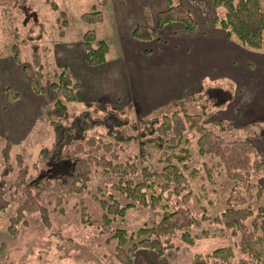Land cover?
I'll return each mask as SVG.
<instances>
[{
	"label": "trees",
	"instance_id": "trees-1",
	"mask_svg": "<svg viewBox=\"0 0 264 264\" xmlns=\"http://www.w3.org/2000/svg\"><path fill=\"white\" fill-rule=\"evenodd\" d=\"M168 1V6L156 14L155 28L136 25L132 31L134 37L153 38L157 29L171 22H180L188 30L196 27L197 21L188 8L180 2ZM14 3L21 10L22 0H14ZM106 3L107 0H94L90 10L80 13V20L90 25L102 21L101 6ZM212 4L217 10L213 22L225 31L229 39L243 47H262L264 2L212 0ZM53 6L56 8L55 3ZM27 20L26 16L20 23L27 30L21 43L30 47L32 63L23 64L22 69L32 90L39 93L45 89L39 83L43 74L39 41L44 31L36 34L30 27V19L29 25ZM67 23L64 12L60 10V35H63ZM81 38L87 63L90 66L103 64L109 50L108 42L98 38L94 28L83 31ZM11 47L15 60L20 62L18 45L13 43ZM53 74L54 79L49 83L56 94L51 105L53 119L49 122L53 135L51 142L41 146L29 164L21 153L11 154L8 142L1 148L0 211L9 204L5 196L8 187H14L22 196L10 218L12 233L18 224L26 225V215L34 211L39 212L43 223L48 225L49 210L41 202L45 193L55 194L54 204L57 206L66 195L83 192L92 171L101 167L103 172L118 176L111 182L108 193L104 190L95 197L102 208L100 233H109L106 239L115 240L113 257L117 264H133V257L140 249H152L161 255L168 249L180 248L181 244L193 245L199 235L207 236L214 232L209 233L210 229L203 227L199 234L192 233L191 228L201 227L204 221L217 224L220 232L228 230L232 236L240 235L239 243H234L244 256H238L239 264H263L262 255L255 252L252 245L264 239V185L252 180V175H264V159L246 139L226 138L202 123L210 110L224 108L231 101L234 87L229 80H206L200 91L189 96L190 100L201 104L198 112L188 111L181 99L173 103L170 111L131 119V104L112 108L102 102L85 100L82 109L70 112L68 106L77 100L79 85L66 68L54 69ZM218 123L223 130L230 125L223 120ZM98 127L102 128L99 133ZM187 128L194 129L197 153L214 159L216 167H224V175L231 181L225 206L215 215L207 211L202 203L206 193L198 191L195 184L201 176L216 181L218 172H212L214 163L209 164L206 160L200 166H194L193 154L183 143L190 140L183 136ZM125 142H135L136 149L124 151ZM14 168L17 171L15 182L9 184L7 176ZM213 191L217 192L216 189ZM193 198L202 208L199 216L189 206ZM213 202L211 198L206 199L208 205ZM137 205L150 207L153 218L131 232L124 227L113 226L116 218H123L128 209ZM85 215L87 212L82 206L81 216ZM86 220L87 224L94 223L89 218ZM234 245L218 246L208 252H193V263L230 264L236 255Z\"/></svg>",
	"mask_w": 264,
	"mask_h": 264
},
{
	"label": "crops",
	"instance_id": "crops-1",
	"mask_svg": "<svg viewBox=\"0 0 264 264\" xmlns=\"http://www.w3.org/2000/svg\"><path fill=\"white\" fill-rule=\"evenodd\" d=\"M208 3L198 0L193 4L197 21L193 30L168 23L153 38L138 39L132 34L134 27H154L157 12L169 1L108 0V34L99 32L103 19L97 23L96 35L108 42L109 50L106 61L97 66L87 63L81 35L76 42H63L66 30L58 39L50 37L45 43H50V69L66 68L78 81L82 98L69 104L80 106L85 100L112 107L131 104L134 113L146 115L198 92L206 80L227 79L234 88L226 107L236 108L233 115L246 136L258 135L256 145L264 156V46L253 49L229 39L213 22L214 16H205L203 5ZM31 62L32 55L17 62L10 50L0 53L1 148L7 142L23 147L35 143L28 118L36 116L37 120L51 101L47 99L50 91L35 92L24 77L22 65ZM42 124L34 129L39 132Z\"/></svg>",
	"mask_w": 264,
	"mask_h": 264
},
{
	"label": "rangeland",
	"instance_id": "rangeland-1",
	"mask_svg": "<svg viewBox=\"0 0 264 264\" xmlns=\"http://www.w3.org/2000/svg\"><path fill=\"white\" fill-rule=\"evenodd\" d=\"M171 1L182 3L194 16L193 12L195 11V8L193 4H198V0ZM261 1L264 2V0ZM54 3L56 4V8L53 6ZM93 3L94 0H22L20 10L17 7V4L14 3V0H0L1 54H6L10 50L14 55L11 46L13 43H16L18 45L20 57L27 55V59H29L30 55H32L30 47L21 43L27 30L21 27L20 23L23 18H26V16L28 18L26 21L27 25H29L31 21L30 27L36 31V34L40 33L41 30L44 31L40 35L39 41L42 55L41 60L43 62V74L39 83L42 87L50 91V95L47 99L49 98L51 103L49 102L47 104V107H45L37 120H34L36 116L28 118L29 124L31 123L33 127L30 136H35V143L31 144L32 142L30 141L29 145H26V147L14 146L9 143L11 145V154L13 155L16 152L21 153L23 159L28 164L34 160L38 149L43 145L49 144L53 136L50 126L48 132L47 124L53 119L51 105L56 94L55 91L50 88L49 83L54 79L53 70L57 68L50 69L51 59L49 57V52L47 51L50 43L48 45H45V43L49 42L50 37L58 39L59 36H61V27L59 26L60 10L64 12L68 21L67 25L63 28L66 30L63 42L78 41L77 36H82L83 31L88 28H96L95 31L97 33V23L92 25L85 24L79 18L81 12L90 10L93 7ZM207 5L208 6L203 5V12L206 13L205 16H214L217 13V10L213 7L212 0H209ZM107 7V3L104 6H101L104 21L103 24L99 25L100 34H102V32L108 34L109 18L106 12ZM171 23H177V25L184 26L180 22ZM153 26L154 27H147L155 28V25ZM97 37L103 38L101 36ZM43 46L46 48V51L43 53L46 55V59L42 54ZM262 46H264V44ZM189 96L190 95H187L182 98L186 109L190 112L200 111L201 104H196L194 101L190 100ZM51 97L52 99H50ZM77 97L82 98L79 89L77 91ZM104 104L106 105V103ZM107 106L112 107V105ZM125 106L126 105L122 107ZM173 106L172 103L167 107L160 108L153 113L146 115H143L140 112L138 114L134 113L133 109H131L129 116L131 119H137L139 117L159 115L162 112L172 110ZM68 107L70 112H72L82 109L84 105L80 104L79 106V104H69ZM78 107L81 108L79 109ZM235 109L236 108L227 109L225 106L221 109L210 110L203 117L202 123L226 138L240 137L246 139L254 145L256 150L259 151V155L264 159V156L260 153L259 146L256 145L259 140L255 137H258V135H254V137L253 134L246 136L247 134L244 127H239V119L235 118L233 115ZM219 120H223L226 124H230L229 127L225 130L221 129V125L218 123ZM40 124H42V128H39V132H37L34 127L38 129ZM44 126H46V131H44ZM96 130L99 133V131H102V128L98 127ZM193 133H195L194 129L187 128L183 136L189 137L190 140L188 143H183L189 147L193 154L192 162L194 166H200V163L203 160H206L209 164L214 163V171L212 172H218L216 175V181L214 182L209 178H203L201 176L196 179L197 184L194 183L198 191L202 190L206 193L202 203L206 205L207 211L211 215H215L220 213L225 206L224 201L231 181L225 177L224 167H216L214 159L211 160L205 154L202 155L197 153V145L195 142L196 136H193ZM1 143L2 142L0 141V146ZM122 149L128 152H131L132 150L134 151L136 149V143L125 142L123 143ZM12 162H14V159H12ZM199 169L201 168L199 167ZM16 172V168H14V170L7 176L9 184L15 182L17 175ZM201 174L202 170L199 171V175ZM117 177L116 174L103 172L101 167H96L92 171L86 189L81 193H71L66 195L59 204H56L57 206L54 204L55 194L53 192L45 193L41 202L42 204L47 205L49 210V224L45 225L41 219L40 213L34 211L26 215V225L18 224L16 226L15 233H12L9 229L10 218L15 214L16 208L22 200V196L14 187H8L5 196L9 200V204L4 211H0V264H117L113 257L115 240L106 239L109 233H100L99 224L102 208L98 200L95 198L101 195V192L104 190L108 193L110 191L109 187L111 182L115 181ZM252 180L264 185V175L253 173ZM200 184L201 186H199ZM214 189H216L217 192L213 191ZM209 198L214 201L210 205L206 204V199ZM49 200H51L52 203H48ZM82 206H84V209L87 212V215L83 217L81 216ZM189 206L192 208V212H194L196 216L200 215L202 208L196 203L194 198L189 203ZM88 218L94 220V223L87 224L86 219ZM152 218L153 212L150 207L137 205L128 209L123 218H116L113 222V226H121L128 232H131ZM203 227H208L210 229L209 233L214 232L207 236L199 235L195 239L193 245L181 244L180 248L168 249L161 255L157 254L152 249H140L133 257V264H194L192 258L193 252H208L218 246L234 245L237 241L239 243L240 235L232 236L229 234L228 230L220 232L218 231L217 224L210 223L209 221L202 222L201 227H192L191 231L197 235L201 232ZM234 248L236 249V255L230 264H239L238 256H242V253L237 249V245H234ZM252 248L255 252H259L262 255L264 264V239L259 244H253Z\"/></svg>",
	"mask_w": 264,
	"mask_h": 264
}]
</instances>
